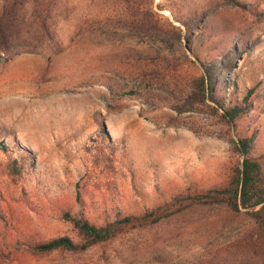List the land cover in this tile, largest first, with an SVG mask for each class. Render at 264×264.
<instances>
[{"label": "rangeland", "instance_id": "1", "mask_svg": "<svg viewBox=\"0 0 264 264\" xmlns=\"http://www.w3.org/2000/svg\"><path fill=\"white\" fill-rule=\"evenodd\" d=\"M206 69L225 108L255 91L235 125ZM241 136L264 165V0H0V264H264L246 213L189 199L228 182ZM159 209L85 251L29 247Z\"/></svg>", "mask_w": 264, "mask_h": 264}, {"label": "trees", "instance_id": "2", "mask_svg": "<svg viewBox=\"0 0 264 264\" xmlns=\"http://www.w3.org/2000/svg\"><path fill=\"white\" fill-rule=\"evenodd\" d=\"M9 34L10 33L6 30L5 36H2V38L5 37L3 40V46L5 47H7L9 38L11 37ZM230 49V60H232L233 57L236 58L241 55L239 48L235 46V44H233ZM220 64L224 71L227 69L231 71L233 66L236 65L232 63V66L229 67V64L227 63L220 62ZM215 65L217 66V64ZM208 70L206 71L202 82L203 93L205 92L204 88H207L209 91L213 92L214 99L215 93L221 95L222 101L215 99V102L220 108H222V118L229 125H235V123L243 118L244 114L248 112V101L255 91L249 90L246 93L244 100L240 103L232 99L229 101V104H231L230 107L225 108L227 94L217 93L214 88L217 82H211L216 81L219 76L213 80L215 72H210ZM227 84L228 83H226V80L223 78V81L219 83L221 87L219 91L225 92ZM253 145L254 139L247 136H241L237 141L233 142V152L239 155L242 159L233 168L228 182L224 186L212 188L207 191H196L195 194L190 195L189 199L195 201L191 202L193 205H224L232 213H246L253 221L256 229L255 231H257L264 243V165L259 158L254 156L252 152ZM8 168L12 175L20 176L23 173V168L17 160H12L8 165ZM185 198L186 197L178 198L176 202H174V204L181 207L178 211L186 208V206H184L185 202H182ZM167 205H169L168 207L172 206L170 203ZM167 212L168 211H165L164 209L154 210L146 212L138 217L127 216L125 218H117L104 225H95L88 220L71 218L69 216L68 218L73 221L84 238L82 243H76L69 237H60L37 243L29 247L41 253H49L55 250H67L70 252L85 251L93 246L110 242L129 229L159 223L162 219L171 215ZM262 248L264 250V244L262 245Z\"/></svg>", "mask_w": 264, "mask_h": 264}]
</instances>
